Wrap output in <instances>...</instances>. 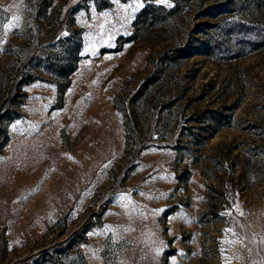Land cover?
I'll return each mask as SVG.
<instances>
[{"label":"rangeland","instance_id":"1","mask_svg":"<svg viewBox=\"0 0 264 264\" xmlns=\"http://www.w3.org/2000/svg\"><path fill=\"white\" fill-rule=\"evenodd\" d=\"M220 1L0 0V264H264V0Z\"/></svg>","mask_w":264,"mask_h":264},{"label":"trees","instance_id":"2","mask_svg":"<svg viewBox=\"0 0 264 264\" xmlns=\"http://www.w3.org/2000/svg\"><path fill=\"white\" fill-rule=\"evenodd\" d=\"M217 2V1H216ZM215 4H210L205 8L204 14L209 17H213L216 19L220 17H227L229 13H231L235 7H228V5H232L235 3L234 0H227L223 2H219ZM178 3V2H177ZM176 3V4H177ZM174 5L172 7H167L165 5H154L152 7H155V9L160 10V12L163 11H168V12H173L174 9L178 8V5ZM180 4V3H178ZM148 6V4H146ZM146 5L142 8V11L144 12ZM158 12V11H157ZM17 90V89H16ZM16 92V91H15ZM14 92V94H15ZM2 108L0 107V116L2 115L1 113ZM0 130H1V123H0ZM85 230L80 227L77 231L72 232L67 238L64 239L61 243H57V247H61L60 251H57L61 255H66L67 253H72L76 257V259L83 258L82 255V250H81V245L86 242V237L84 236ZM41 254L45 255L48 254L46 251H41ZM49 258H52L51 256ZM55 260V259H53ZM53 260H48L44 261L46 262H51ZM54 262V261H53ZM51 262V263H53ZM85 262V261H84ZM55 264V263H53ZM87 264V263H85Z\"/></svg>","mask_w":264,"mask_h":264},{"label":"snow or ice","instance_id":"3","mask_svg":"<svg viewBox=\"0 0 264 264\" xmlns=\"http://www.w3.org/2000/svg\"><path fill=\"white\" fill-rule=\"evenodd\" d=\"M5 11H7V9H5ZM13 20H15V21H18V17H13L12 18ZM16 25L15 24H10V25H8V27H15Z\"/></svg>","mask_w":264,"mask_h":264}]
</instances>
